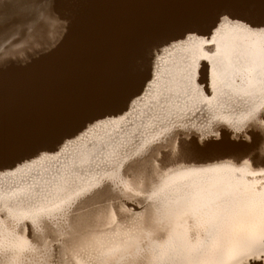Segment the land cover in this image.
I'll return each instance as SVG.
<instances>
[{"label":"bare ground","instance_id":"1","mask_svg":"<svg viewBox=\"0 0 264 264\" xmlns=\"http://www.w3.org/2000/svg\"><path fill=\"white\" fill-rule=\"evenodd\" d=\"M0 1H1L0 11L2 12V14H0V17H3L5 19V17L8 18V16H11L12 14L15 13V9L11 7L13 0H6V1L0 0ZM57 13L61 15L62 18H64V20L67 22L66 24H68V30L62 31V32H67L66 35L63 36L59 35V37L62 36L64 37V39L62 41L58 39L60 43L59 44L57 43L58 44L57 46L54 45L56 46L55 48H52V50H50L49 52L46 53L43 52V54L39 55L38 57H35L34 59H31V61L29 62L24 61L25 64H22L23 59H25L30 53L33 54L35 48L36 51L34 53L38 52L37 47L45 43L46 41L45 38L47 35L46 32L41 33L39 29H36L37 32L34 35H32V37L30 38L27 35L28 28L24 27L23 25L0 28V42L1 41L4 42L7 36L9 37V35L12 33L15 36L19 35V37L17 38L23 37V40L26 42L25 45H27L24 46L27 48L23 47L21 49L19 48L20 46H17L19 49L13 50L12 55L11 52L7 50L10 53V57L9 58L7 57L8 59L6 58V60L2 62L0 61V140H2L4 144V149L0 151V168L13 164L19 159L28 156L29 154L35 152L38 149L51 146L59 142L64 136L75 133V131H77L79 127H81L85 122L91 120V118L93 119L94 117L99 116L102 113H106L119 108L136 91L140 90L141 85L144 82H146L145 79L149 74V51L153 50V48L157 44H161L163 40L171 39L172 37L179 38L181 36V33L184 32L189 27L196 28L199 30V32L207 33L212 20L215 19L216 10L210 7H192L189 6L187 3H185V0H60V11ZM60 20L61 19L59 18L58 21ZM56 23L58 22L56 21ZM59 26L56 27L60 28ZM55 29L56 28H54V31ZM56 31L59 33L57 29ZM55 40L54 42H56ZM216 40L217 42L213 46L214 54L212 57L214 59L212 60V62L210 61L208 65L210 66V69L212 68L211 74H213L214 75L213 77L217 79L216 80L212 77L213 80L218 81L217 83L218 87L221 83L223 84L224 82H226V80L227 81L233 80L235 76L239 73H241L240 76L247 74L248 76L255 75V76L264 77L263 76L264 34L248 32L237 28H229L226 29L223 35L222 36L220 35ZM24 41L22 42L21 40V43H24ZM18 42L20 41L17 40V43ZM195 42L198 43L195 45V47H193L191 44H188V46L183 48L181 54L176 57L178 59L177 60L178 64H175L176 62L173 61H171V63L168 64L169 65L167 66L168 68L166 67L167 72L170 74L172 73V77H170L169 80L172 81H175L177 79L182 80L184 78V74L189 73V70H192L191 68L196 66V62H199L198 59L194 60V58H196V56L198 55H202L206 48H202V45L199 44L200 42L198 41ZM48 43L50 44V41ZM4 44H9V45H5V47H7L8 49L9 48L8 46L10 45L13 46L14 40L11 39L8 43H4ZM48 46L50 47L51 45ZM44 47L46 49V46ZM41 50L42 47L39 50L42 53L43 50L42 51ZM3 53H5V50ZM4 56L6 57V55ZM7 56H9V54ZM129 66L138 69L135 75L130 79L125 76V69L128 68ZM180 71H183V73H181ZM251 77L253 78V76ZM248 79L250 78L248 77ZM262 79L264 80V78ZM234 81H233V85H235ZM237 81L235 82L240 83ZM252 83L254 84V82ZM222 84H221V88L223 87ZM230 84L232 83L230 82ZM237 87L238 86H236L235 88L234 86L233 88L237 89ZM255 87H257V84ZM215 88L217 87L215 86ZM219 92L221 93V89ZM262 92L264 93L263 87H262ZM226 94L227 93H225V95ZM197 96L199 95L197 94ZM247 97L248 96H246L245 98ZM237 98L238 96L236 98H231V99H229V97L228 99L224 97L223 100L230 102L233 99H235L236 101ZM256 98L257 97H255V99ZM209 100H204V99L198 100L197 105L196 103L193 102L195 106L191 105L193 104L191 101L190 107L193 106L191 110L194 111L196 107H200L202 109L203 107L208 106L210 103ZM196 101L197 99L195 100V102ZM239 103H241V101ZM223 104L221 102V105ZM224 107L226 108V105ZM229 108H231V106ZM236 108L239 109V107ZM216 109H215V113H216ZM211 113H213V111ZM216 114L218 115L219 113ZM158 116L161 117L160 115ZM199 116H201L202 118V114H200ZM229 116L230 115L228 114L227 118H229ZM150 120L151 119H149L148 121L150 122ZM151 127L152 126H150V128ZM162 127L163 126H161V128ZM144 129L145 128L143 127V130ZM156 130H158V128ZM132 136H134V134H132ZM140 137H142V135ZM125 138L124 140L127 141ZM131 140L132 139L130 138V141ZM125 141L123 143L124 145L122 144V146L124 147H125ZM95 143L96 142H94V144ZM133 143L134 142H132V144ZM86 144L87 143H85V145ZM127 144H128L127 146L130 145L128 142ZM249 144L250 143H246V142H233L228 140L227 138L221 139L220 141H214V142L212 141L206 143L203 146L197 145L195 142H184L183 145L185 146L187 151L178 153L180 158L204 161L216 157L226 158L231 156V158L234 157L233 159L237 158L238 161L237 163H235L234 161V163L232 162L229 164L225 162L224 164L222 162L223 164L213 167L209 165L210 168L205 170H202L204 169L202 167L201 170L198 169L197 171L196 170L197 168L196 169L194 168L196 171L188 170L189 172L185 171L186 169L185 170L183 169L185 172L182 171L183 172L182 173L180 171L181 174L179 175L173 176L175 172L174 174L172 173L173 175L170 173L169 176L171 177L172 175L173 177L169 179L167 178L169 176L165 174L167 176L165 178L167 179L165 178L161 179L162 180L161 183L158 181L160 183L158 184L159 185L158 187H156L155 185V187L159 190V195L155 197L153 200L149 201L150 202L149 207L151 211L150 221L145 222V220L143 219L141 220L142 218L141 217L139 218L141 220L139 224H137L136 222L135 223L136 225L131 228L129 227L130 225L128 224L129 229H127L128 227H126V229L124 227H123L124 229L122 228L120 229V226H118L116 230L114 229L115 231H109L95 236L92 235L93 236L92 238L87 235L88 238L90 239L88 240L86 238V240L88 241L83 243L85 244L84 246L82 245L84 247V252H83L84 254L83 253H82L83 255H78L77 253L74 254L76 255L75 259L73 258L75 261L74 264H92V263L93 264H238L237 257L239 256L240 252L248 245L259 243L260 240L259 225L262 217H264V177L249 175V172L252 170H256V171L261 170L260 164L261 161L264 160V153H262L257 148L248 147ZM90 146L92 147V145ZM99 146L101 145L99 144ZM87 148H89V146H87ZM101 148L103 149V147ZM97 149L98 148H96V151ZM113 151L114 150H112V152ZM121 151L123 153V150ZM121 151L118 153L122 154ZM91 152L89 151V153ZM115 152L117 153V150ZM112 154L115 153L113 152ZM76 155H78V153ZM83 155L85 156V154ZM92 156L95 157L94 154L91 155V157ZM79 157L83 159L82 156ZM248 157L254 158L257 161L256 164L253 165L249 164V161L247 163L245 159ZM74 159L71 160L74 161ZM96 159L93 158L92 163L93 160L96 161ZM115 159H119V158L117 157L114 158V160ZM243 159L246 162H242L244 161ZM67 160L65 161L68 162ZM106 160L110 161L111 158L110 160H108L107 158L104 161ZM114 160H111V163ZM61 162L62 161H60L59 163ZM65 163L63 160V164ZM105 163L102 164L105 165ZM83 164L84 163H82V165ZM85 165L86 164H84V167ZM106 165L105 167L107 171L108 165L107 166ZM72 166H74L73 168H75V165L72 164ZM79 166H77V168ZM113 166L111 168L112 170L114 168ZM40 168L42 169V167ZM56 168L57 167L55 166L54 171H57L59 169L58 168L56 170ZM89 169L90 168L88 167V172L91 170ZM99 169L102 170L103 168L102 169L99 168ZM66 170L64 169V171ZM81 170H83V168ZM43 171L45 170L42 169V172ZM64 171L62 170V172ZM70 171H71L70 173H72L73 169ZM36 172H38V170ZM95 173L97 174L98 171ZM102 173H104V171ZM55 175L56 174H54V177ZM62 175L64 174L62 173ZM88 175L91 177L90 174ZM25 176L26 175H24V177ZM51 176L53 175L51 174ZM64 176H65L64 178L67 179L66 178L67 174H65ZM57 178H61V177L58 176ZM31 179H29V181H31ZM47 179L50 178L47 177ZM60 180L58 182H60ZM63 180L61 182H63ZM71 180H73V178ZM21 181L23 182V179H21ZM34 183L36 187V180ZM86 183H90V182L86 181ZM54 184H56V181ZM79 185L77 186L79 187ZM8 188L10 187H7V189ZM69 191H71V189ZM7 192L8 191H6V193ZM13 192L11 191V193ZM63 192L65 193V191ZM64 193L61 194L60 196L61 199L64 196ZM58 194H60V192L57 193V195ZM70 194L72 193L70 192ZM27 195L28 194L26 193V196ZM15 199H17V197H15ZM23 199H22V204H23ZM30 204L32 205L34 203H30ZM21 207H23V205ZM48 214L46 216H48ZM33 215H37V213L36 214L34 213ZM140 216L141 215L137 217ZM17 218L18 217H16L15 219ZM35 220H37V218ZM137 220L138 219H136V221ZM2 224H4V222H2ZM22 225L24 226V223ZM1 243L2 245L4 244V242L2 241ZM12 245L17 255V258L20 255L24 256V254H22L23 252L24 253L28 252V251L27 252L24 251L28 246V241L22 236L16 238L13 241ZM81 248L80 250L83 249ZM1 252L2 251L0 250V253ZM71 253L73 254V252Z\"/></svg>","mask_w":264,"mask_h":264},{"label":"rangeland","instance_id":"2","mask_svg":"<svg viewBox=\"0 0 264 264\" xmlns=\"http://www.w3.org/2000/svg\"><path fill=\"white\" fill-rule=\"evenodd\" d=\"M3 1H6V0H3ZM0 3H1V1H0ZM0 14H2L1 11H0ZM14 14H12L11 16H8V18H11ZM56 16H57V20L54 21L55 23L47 26L45 29L46 31L44 30V32H43V33L46 32V34H47L46 38L47 39L45 38V40L46 41L48 40V41L47 42L45 41V43L43 45L38 46L37 47L38 52H36V53H34L36 51V48H35V51H33V54L30 53L28 55L30 57V59L27 56L25 59H23V61H22L23 63L21 62L22 64H25L24 61L25 62L31 61V59L38 57L39 55L43 54V52H45V53L49 52L50 50H52V48H55L60 43L59 40L62 41L64 39V37H62V36L66 35L67 32H62V31L68 30V24H66L67 22L64 20V18H62L61 15L56 13ZM8 18L5 17V19H8ZM59 18L61 19L60 21H58ZM62 20H64V21H62ZM56 21L58 23H56ZM237 23L241 25V27L237 28V29L243 30L244 22L238 21ZM56 26L57 27L59 26L60 28H57ZM24 27L28 28L27 35L30 38L32 37V35H34L37 32L36 29H38L37 27L34 28L30 25L24 26ZM30 27H32V28H30ZM53 27L56 28L59 31V33L56 31V29L54 31ZM47 28H48V30H47ZM52 28H53V30H52ZM31 31L34 33H32ZM60 32H62V33H60ZM203 33H205V32H203ZM255 33H259V32L257 31ZM11 35H12V37H11ZM59 35H62V36H60L61 38L59 37ZM49 36H50V38H49ZM219 36H220V34H217L215 32L211 36L207 35V33H205V35L190 34L187 38H182V39H178V40L173 41V45L171 47H168L166 45H162V43H161V45L163 47V51H162L160 56L156 57L154 60L151 61V64L149 62V74L147 75V78L145 79L146 82H144L142 84L143 86L141 85L140 90L136 91L123 105H121L119 108H117L115 110H112V111H109L106 113H102L101 115L96 116L93 119L91 118V120L85 122L81 127H79L78 130L75 131V133L64 136L59 142H57L51 146H47V147H43L41 149H38L35 152L29 154L28 156H26L22 159H19L15 163L0 168V193H1L0 194V212H1L0 213V215H1V217H0L1 218L0 219V230H1L0 231V243H1V241L4 242L3 245L1 243V245H0L1 249L0 250L2 252L5 251L4 253H2V252L0 253V264H15V263L16 264H26V263L27 264H74V262H75L74 259L76 257V255H74V254H76V253L78 255L84 254L83 253L84 252L83 246L85 244H83V243H85L86 241H88L90 239V238H88V236H90L92 238L93 237L92 235L95 236V235H99V234L106 233L109 231H115L118 228V226H120V229L121 228L126 229V227H128L130 225L129 227L131 228V227L136 225L135 224L136 222H137V224H139V222L142 219L145 220V222H148L151 220V215H150L151 211H150V207H149L150 202L145 199V196L149 195L150 192L148 193V192L144 191L141 188V185L144 186V189H147V188H149L148 182H150L151 186L154 187L155 189H157L156 187H158L159 186L158 184L161 183V181H162L161 179H164L165 177H167L166 175L169 176L170 173L174 174V172H175L174 175L172 174L173 176H175V175L181 174L182 171L183 172H185V171L189 172L192 170L198 171V169L201 170V167L204 168L202 170H205V169L210 168V166L211 167L219 166V165L223 164L224 162L229 164L232 162L234 163V161H235V163H237L238 159L237 158L233 159L234 157L231 158V156L226 157V158L225 157L224 158L223 157L222 158L216 157V158H211V159H207L204 161L183 159V158H180L178 153L174 150V140L175 139L180 140L182 142V144L184 142H195L197 145H201V146L205 145L206 143L212 142V141L213 142L214 141H220L221 139H224V138H227L228 140L233 141V142L250 143V140L248 138L253 137V136H259L260 134L264 133V129H262V127L259 123H256V124L253 123V117L260 115L262 113V111H264V99H263L264 93L262 92V87H263V91H264V80L262 79L264 77L251 75V76H253V78H252L250 75L248 76L247 74L240 76L241 73H239L235 76V78L233 80H228V81L226 80L227 84H226V82H224L223 84L221 83L223 86L222 88H221V84L218 87V84H217L218 81H216L217 79L215 77H213L214 76L213 74H211L212 68L210 69V66L208 65V63H210V61L212 62V60L214 59L212 57L214 54V48H213L214 45L210 41L215 40L217 42L216 39ZM17 37H19V35L15 36L14 34L11 33L9 35V37L7 36V38L5 39L4 42H2V41L0 42V58H1L0 61L1 62L6 60L7 57L8 58L10 57L9 52H11V55H12L13 50H16L19 48L21 49L24 46H27V45H25L26 42L23 40V37L22 38L21 37L17 38ZM9 39L14 40V44H13V46L12 45L8 46L9 48L7 49V47H5V45H9V44H4V43H8L10 41ZM17 40L20 42L17 43ZM21 40H22V42L24 41V43H21ZM54 40L56 42H54ZM49 41H50V44L48 43ZM189 41L200 42L199 44L202 45V48H206L204 50V53L202 55H198V56H196V58H194V60L198 59L199 62H196V66L192 67L191 68L192 70H189V73L184 74V78L182 80H180V79L179 80L177 79L175 81L169 80V78L172 77V73L170 74L167 72V68H168L167 66H169L168 64H170L171 61L176 62L175 64H178V62H177L178 59L176 57L181 54V51L183 50V48H185L186 46H188V44H190ZM196 44H198V43H196ZM14 45L16 48L14 47ZM48 45H51V46L49 47ZM54 45H56V46H54ZM17 46H20V47L18 48ZM44 46H46V49ZM41 47L43 50V51L41 50L42 53L39 51L41 49ZM24 48H27V47H24ZM4 50H5V53H3ZM7 50H9V52ZM154 50H155V47L153 48V51ZM8 54H9V56H7ZM4 55H6V57ZM4 57H5V59H4ZM187 60H188V58H187ZM180 72L183 73V71H180ZM263 76H264V73H263ZM212 77L216 80H213ZM240 77H241V80H240ZM248 77L250 79H248ZM257 79L260 81H258ZM234 80L237 82H240V83H236ZM233 81H234L235 85H233ZM230 82L232 84H230ZM241 82H242V84H241ZM252 82H254V84ZM224 84H225V86H224ZM256 84H257V87H255ZM258 85H259V87H258ZM215 86L217 88H215ZM234 86H235V88H236V86H238L237 89L233 88ZM224 87L225 88L227 87V88L225 89ZM240 88H241V90H240ZM220 89H221V93L219 92ZM250 89H251V91H250ZM223 91H224V94H223ZM256 91H257V93H256ZM212 92H213V94H212ZM225 93H227V94L225 95ZM197 94L199 96H197ZM257 94H258V96H257ZM200 95H201V97H200ZM230 95H231V98H236L238 96L237 100L235 101V99H233L232 101H230L231 103L223 100L224 97L227 99L229 97V99H231ZM235 95H237V96H235ZM246 96H248V97L245 98ZM254 96L257 98L255 99ZM260 96H262V97H260ZM214 97H215V100H214ZM252 97H254V98H252ZM212 98H213L214 102H213ZM196 99H197V101L195 102ZM202 99H204V100L210 99L209 101L211 104L209 103V105L206 106L207 108L203 107L201 109L200 107H196L194 111L191 110L193 108V106H195L194 103H196V105H197L198 100H202ZM191 101H192V103L193 102L194 103L191 104L193 106L190 107ZM220 101L222 102V104L224 103L223 104L224 106L226 105V108L223 105H221ZM240 101H241V103H239ZM170 102H172V103H170ZM187 102L189 105L187 104ZM217 102H219V103H217ZM226 102H227V104H226ZM216 103H217V105H216ZM229 103H230V105H229ZM232 103H233V106H232ZM247 103H248V105H247ZM251 103H252V105H251ZM172 104H173V107H172ZM242 104H243V106H242ZM249 104H250V106H249ZM213 105H214V107H213ZM227 106H229V107L231 106V108H229ZM187 107H188V109H187ZM221 107L223 108L224 112L222 111ZM236 107H239V109ZM244 107H246L248 110ZM215 109H216V113H219L218 115L215 113ZM212 111H213V113H211ZM222 112L225 114H223ZM249 113H251V114H249ZM194 114H195V116H194ZM200 114H202V118H201V116H199ZM228 114L230 115L229 118H227ZM158 115H160L161 117H159ZM186 116H187V119H186ZM242 116L245 118H243ZM155 117H157V118H155ZM149 119H151L150 122L148 121ZM201 119H203L204 121ZM152 120H153V122L154 121L155 122L153 123ZM232 120H233V122H232ZM169 121H171V122H169ZM151 122H152V124H151ZM236 123H237V125H236ZM150 126H152L153 128L152 127L150 128ZM161 126H163V127L161 128ZM143 127L145 129L147 127V129L149 128L150 130L146 129L148 131L147 132L145 129L143 130ZM138 128H140V129H138ZM157 128H158V130H156ZM161 129L171 130L167 134V142L163 145V147L168 148L170 150V154H169V152L161 151L160 150L161 145H159V144H157L155 146L150 145L148 148L141 150V145L145 144L147 141H150L152 139L153 135L158 133L159 130H161ZM136 131H137V133H136ZM141 131H143V132H141ZM140 132H141V134H140ZM135 133H136V135H135ZM132 134H134V136H132ZM141 135H142V137H140ZM104 138H105V140H104ZM124 138L127 141H125ZM130 138L132 139L131 141L134 142L133 144L130 141ZM95 140H98V141H95ZM100 140L104 141V142H101ZM123 140L125 141V147L122 146V144L124 143ZM94 142H96V143L94 144ZM119 142L121 145L119 144ZM127 142L131 146L130 145L127 146L128 145ZM85 143H87V144L85 145ZM99 144L101 146H99ZM104 144L105 145L107 144L106 147ZM90 145H92V147ZM102 145H104V146H102ZM108 145L111 147V149ZM112 145H114V146H112ZM87 146H89V148H87ZM115 146H116V148H115ZM126 146H127V148H126ZM101 147H103V149ZM112 147H113V149H112ZM96 148L99 149V150L97 149L98 152L96 151ZM114 148L117 150V153L115 152L116 150ZM120 148H123V149H120ZM88 149L90 152L91 151L92 152L89 153ZM103 150H104V152H103ZM112 150H114L113 152L116 155L112 154L113 153ZM121 150H123L124 154L122 153ZM259 150L262 153H264V148H261ZM82 151H84V152H82ZM120 151L122 154L118 153ZM137 151H140L139 162L134 164L133 166L127 168L126 171L121 172L119 170V165L121 164V162L126 157L133 155ZM77 153H78V155H76ZM99 153H101V154H99ZM83 154H85V156ZM93 154L95 155V157L98 156L99 158L96 157L97 158L96 159L94 156L91 157V155H93ZM106 154H107V157H106ZM88 155L90 156V158ZM100 155H101V157H100ZM111 155L112 156L114 155V156L112 157ZM79 156H82L83 159L80 158ZM122 156H124V157H122ZM117 157L119 159L114 160V158H117ZM93 158L96 159V161L93 160V163H92ZM104 158L105 159L108 158V160H110V158H111V160H114V161L112 163H111V160L110 161H107V160L104 161L105 160ZM251 158L252 157H248L245 160L247 161V163L249 161V164H252V165L256 164L257 161L254 158H252V159ZM71 159L72 160L74 159L75 162L72 161ZM84 159L86 162L84 161ZM250 159L255 161V163L253 161H251ZM63 160H64V163L66 162L65 160H67L68 162L63 164ZM245 160L242 162H246ZM60 161H62L61 162L62 164L59 163ZM71 161L74 162L75 164L72 163ZM81 161H82V163L86 164L85 167H84V164L82 165ZM87 161H88L89 165H88ZM97 162H99V163H97ZM101 162L102 163L107 162V163H105V165L106 164L108 165V166L106 165L108 168L107 171H106L105 165L102 164ZM72 164L75 165V168H73L74 166H72ZM112 164L115 166H113ZM76 165L77 166L80 165L78 167L80 169H78ZM95 165H97V166H95ZM43 166H44V168H43ZM55 166L57 167L56 170L59 168L57 171H54ZM60 166H63V167H60ZM66 166H68V167H66ZM69 166H71V167H69ZM93 166H94V168H93ZM112 166L114 167L113 170L111 169ZM40 167H42V169L45 170L46 173L47 172L51 173L53 176H51V174H48V173L46 174L45 171L42 172V169ZM65 167L67 168V170ZM88 167L91 169V170L89 169L90 173L88 172ZM109 167L111 170L109 169ZM48 168H50V169H48ZM82 168H83V170H81ZM84 168H85V170H84ZM92 168H93V170H92ZM99 168H101V169L103 168L104 170L103 169L102 170L104 171V173H102L103 171L100 170ZM191 168H193V169H191ZM194 168L195 169L197 168V169L195 170ZM36 169L38 170L39 173L36 172L37 171ZM64 169L66 171H64ZM72 169H73V171H72V173H70L71 172L70 170H72ZM183 169L184 170L186 169V170L184 171ZM62 170L64 172H62ZM52 171H53V173H52ZM74 171L76 172V174ZM97 171H98V173H97L98 175L95 173ZM170 171H172V172H170ZM31 172H32V174H31ZM57 172H59V173H57ZM62 173L64 175L67 174V176H68V177L66 176L67 179L64 178L65 176L62 175ZM82 173H84V174H82ZM100 173H101V175H100ZM37 174H38V176H37ZM54 174H56L55 177H54ZM88 174H90L91 177ZM24 175H26V176L24 177ZM43 175H45V176L47 175L46 178ZM69 175H71V176H69ZM76 175L77 176L83 175V176L77 177ZM172 175H171V177H173ZM56 176L57 177L59 176L62 179L57 178ZM162 176H164V177H162ZM47 177L50 179H47ZM101 177L105 178V182H107V179L109 177L111 178V181H112L111 186H110V188H108L106 190L107 195L105 194L103 196H97L95 193H93L92 194L93 196H88V197H86V199L85 198H76L71 203V205H68V206L62 205L63 207H62L61 211L55 210V211L50 212L49 214L47 212L40 214V216L43 218H41L39 215H33L34 213L36 214L38 212V209L41 207L51 208L53 203L59 204V201L61 202L62 200H65L68 197V195L70 194V192L72 193L73 190L78 191L79 189L84 188V187L88 188L90 185H92V184L96 183V181L100 180L99 178H101ZM171 177L169 176L167 178L169 179ZM70 178L71 179L73 178V180H71ZM79 178H81V179H79ZM88 178H89V180H88ZM115 178H116V180H115ZM167 178H165V179H167ZM21 179H23V182L21 181ZM29 179H31V181H29ZM39 179H41V180H39ZM35 180H36V187H38V188L35 187V183H34ZM42 180H44V181H42ZM52 180H55L56 184H54L55 181H52ZM59 180H60V182H58ZM62 180H63V182H61ZM65 180L69 182V183H67V186L64 185ZM70 181H71V183H70ZM72 181H73V183H72ZM86 181L90 182V183H86ZM48 182H50L51 184ZM77 183H79L80 185ZM83 183H85L86 185ZM12 184H14V185H12ZM41 184H42V186H41ZM25 185H27V186H25ZM54 185H60V186L63 185L64 187H66L65 193L63 191H61L62 193L60 192V194L57 195V193H59V192H56L55 190L53 191ZM77 185H79V187L80 186L81 187L79 188ZM82 185H83V187H82ZM155 185H156V187H155ZM48 186L50 187V189ZM71 186L73 187V190H72ZM7 187H10V188L7 189ZM51 188H52V190H51ZM69 188L71 189V191H69L70 190ZM41 189L44 191H48V190L50 191L51 190L52 193H54V194H53V196L51 195L52 197L49 196L48 200H46V201L40 200L39 198H36L34 196V193H36V191L37 192L42 191ZM32 190L33 191L35 190V191L33 192ZM6 191H8V192L6 193ZM11 191L12 192L14 191V192L11 193ZM22 191H25V192H22ZM68 192H69V194H68ZM26 193L28 194L27 195L28 197L26 196ZM63 193H64V196L62 195L63 197L61 199L60 196ZM17 194H18V196H17ZM21 194H23V195H21ZM65 195H66V197H65ZM9 196H10V198H9ZM55 196H58V197H55ZM15 197H17V199H15ZM20 197H22V198H20ZM22 199H23V204H22ZM38 199L40 200V203H39ZM41 201H42V203H41ZM27 202H28V204H27ZM30 203H34V204L31 205ZM49 203H50V205H49ZM11 204H12V206H11ZM14 204L16 205V207ZM22 205H23V207H21ZM30 206H32V207H30ZM75 206H76V208H75ZM146 208L148 209L147 211H145ZM3 209H5V210H3ZM3 211H5V212H3ZM34 211H36V212H34ZM46 213L48 214V216H46L47 215ZM25 214H26V216H25ZM139 215H141V216L137 217ZM15 216L18 218L15 219L16 218ZM10 217H12V218H10ZM36 218H37V220H35ZM139 218H141V220ZM136 219H138V220L136 221ZM2 220H4V221H2ZM32 220H34V221H32ZM2 222H4L5 225L2 224ZM23 223H24V226L22 225ZM114 224H115V226H114ZM129 227L127 229H129ZM13 233H14V235H13ZM95 233H97V234H95ZM1 234H4V235H1ZM21 236L24 237L25 239H27V241H28V246L24 250V251H26V252L28 251V252L27 253L23 252L22 254H24V256L20 255L21 257L19 256L17 258V255L14 251L12 243L16 238L21 237ZM86 238L88 240H86ZM3 239H5V240H3ZM10 240H12V241H10ZM80 248L82 250H80ZM79 250H80L81 254H80ZM71 252H73V254ZM8 253L9 254L11 253L12 255L11 254L9 255ZM1 257H3V258H1Z\"/></svg>","mask_w":264,"mask_h":264},{"label":"snow or ice","instance_id":"3","mask_svg":"<svg viewBox=\"0 0 264 264\" xmlns=\"http://www.w3.org/2000/svg\"><path fill=\"white\" fill-rule=\"evenodd\" d=\"M189 6L192 7H210L216 10L215 19L212 20L211 25L208 29L207 35L211 36L214 32L223 35L224 31L229 28H240L241 25L238 21L244 22V31L248 32H259L264 34V0H185ZM11 7L15 9V14L9 18L4 19L0 17V28L3 27H13L17 25L32 26L37 27L41 33L44 32L47 26L51 25L56 19V13L60 11V0H13ZM190 34L205 35L203 32H199L196 28H187L181 33V36L172 37L171 39L163 40L162 45L171 47L173 41L187 38ZM213 45L216 44L215 40L210 41ZM189 43L195 47V41H189ZM161 44L155 46V50L149 51V62L154 60L156 57L160 56L163 47ZM207 67V66H206ZM138 71L137 68L129 66L125 69V76L127 78H132ZM253 123H259L264 129V111L256 117H253ZM171 130L161 129L158 133L153 135L150 141L141 145V150L148 148L150 145L155 146L157 144L161 145V151L169 152L168 148L163 147L167 142V134ZM163 138V139H162ZM250 144L248 147L261 149L264 148V133L259 136H253L248 138ZM4 149L3 141L0 140V151ZM174 150L177 153L187 151L182 142L178 139L174 140ZM140 160V151H137L131 156L126 157L119 165V170L121 172L126 171L127 168L138 163ZM254 162V161H253ZM260 171L252 170L249 172L251 176L264 177V160L261 161ZM111 178L107 179L101 177L96 183L90 185L88 188H81L78 191H73L65 200H62L60 204H52L51 208L41 207L38 209L37 215L45 212H52L55 210H62V205H70L76 198H86L95 193L97 196H103L106 194V190L111 186ZM68 181L65 180V185ZM149 183V188L144 189L150 192L149 195L145 196L148 201L153 200L159 195V190L155 189ZM53 189L56 192L66 191V187L54 185ZM53 193L52 191H40L34 193L36 198L41 200H48L49 196ZM148 209L146 208L145 211ZM259 243L251 244L246 246L237 257L238 264H264V217H262L259 225ZM246 258V260H245Z\"/></svg>","mask_w":264,"mask_h":264}]
</instances>
